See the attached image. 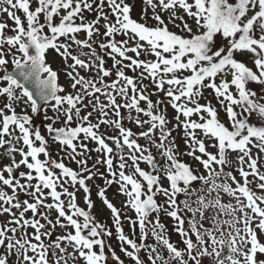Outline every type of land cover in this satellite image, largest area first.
<instances>
[{
	"label": "snow or ice",
	"instance_id": "snow-or-ice-1",
	"mask_svg": "<svg viewBox=\"0 0 264 264\" xmlns=\"http://www.w3.org/2000/svg\"><path fill=\"white\" fill-rule=\"evenodd\" d=\"M141 3L0 0V264H264V0Z\"/></svg>",
	"mask_w": 264,
	"mask_h": 264
},
{
	"label": "trees",
	"instance_id": "trees-1",
	"mask_svg": "<svg viewBox=\"0 0 264 264\" xmlns=\"http://www.w3.org/2000/svg\"><path fill=\"white\" fill-rule=\"evenodd\" d=\"M127 2L134 5L133 12H132L133 18L139 19V14H140L141 7H142L141 0H127ZM4 19H7V17H5ZM8 22H9V24H11V21H8ZM52 55H55V53H52ZM108 63L111 64V61H108ZM128 74L131 75L132 73L129 72ZM145 83H147V81H145ZM153 99H155V97H153ZM171 113H172V110L169 108L170 116H171ZM39 117L42 118V116L36 117L34 115L35 126L39 127L41 129V131L43 132L45 127H46V125H47V123H48V121H47V119L46 120L44 119L46 122L45 121L42 122ZM177 142L180 144L181 148L184 147L183 143L179 139H178ZM57 147L58 146H53V154L54 155L56 154V148ZM90 147H93V145L90 144ZM95 159H96V154L92 153V159L89 161V166H91L92 161L95 160ZM185 159H187V157H185ZM65 163L68 164L69 166L73 167L74 169L77 168V165L74 162H72V161H68L66 159ZM141 166L144 167L143 164ZM101 171H104V169L101 168ZM89 183H91V182H89ZM96 183L101 185V186H103V182L100 181V180H97ZM106 195H107L108 199L110 201H112V203L117 208H121L122 207V202L124 201L125 198L122 195H117L116 194V186L115 185H113L111 188H109L107 190ZM78 196H79V194H78ZM93 196L97 197L96 187L95 186L92 187V199H93ZM97 199H98L97 200L98 202L94 201L95 202V207L93 208L92 211L95 214L96 219L99 222L107 225L113 231V237L106 238L107 242L109 244V248L107 249V253L110 254L111 251L113 249H115L117 254L120 255L122 259H126L123 256V253L120 252V248L118 246V240L116 238V230H115V226H114V223H113V220H112L111 213H108V215H103V212H102L103 206L100 203L101 202L100 199L98 197H97ZM80 202L82 204V201H80ZM108 211H110V210H108ZM124 213H126L127 216H131L133 219L135 218V213L133 211H130V210H127V209H123L122 210V225H123L124 231H125L126 234L131 235V232H132L131 225L128 222V220L123 218ZM163 222L168 226L169 230L171 231L172 220L169 219V218H165L163 220ZM138 232H139V229L137 227V235H138ZM172 239L174 241H178L180 239V237L178 235H176L175 233H173L172 234ZM210 262H211V258H206L204 264H210ZM109 264H113V261H112L111 257H109ZM126 264H130V262H128L127 259H126Z\"/></svg>",
	"mask_w": 264,
	"mask_h": 264
},
{
	"label": "rangeland",
	"instance_id": "rangeland-1",
	"mask_svg": "<svg viewBox=\"0 0 264 264\" xmlns=\"http://www.w3.org/2000/svg\"><path fill=\"white\" fill-rule=\"evenodd\" d=\"M4 18H5V17H4ZM53 56H55V55H53ZM59 62H60V61H59V58H57V63H59ZM47 115H48V116H52L51 111H48ZM42 116L45 118V114L42 115ZM44 118H43V120H44ZM79 195H82V194H79ZM97 200H98L97 197H96V196H93V201L98 202ZM100 203H101V202H100ZM101 204H102V203H101ZM102 206H103V209H102L103 215H108V213H110V211H108L109 209H107L103 204H102Z\"/></svg>",
	"mask_w": 264,
	"mask_h": 264
}]
</instances>
